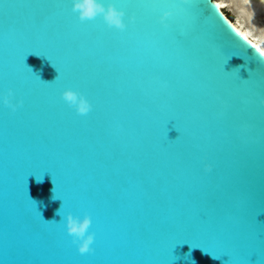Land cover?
I'll list each match as a JSON object with an SVG mask.
<instances>
[{"label": "water", "instance_id": "95a60500", "mask_svg": "<svg viewBox=\"0 0 264 264\" xmlns=\"http://www.w3.org/2000/svg\"><path fill=\"white\" fill-rule=\"evenodd\" d=\"M73 2L0 0V264H264V55L216 0Z\"/></svg>", "mask_w": 264, "mask_h": 264}, {"label": "clouds", "instance_id": "9594fccd", "mask_svg": "<svg viewBox=\"0 0 264 264\" xmlns=\"http://www.w3.org/2000/svg\"><path fill=\"white\" fill-rule=\"evenodd\" d=\"M190 0H182V3L188 4ZM73 11L78 12L79 19L81 21L92 20L97 16L103 17L106 24L110 27H115L119 30H124L126 24L123 21L124 12L118 10L113 5H108L107 8L101 3V0H74ZM171 12H164L160 17L161 23H164L165 19L169 17ZM130 19H134L131 17ZM167 26V25H165ZM12 96V91L9 90L8 96L5 97V104L8 105L12 111L16 110L17 105L11 103L8 97ZM62 98L69 106L75 107L78 114L84 115L91 110V104L88 100L77 91L67 89L62 93ZM264 103V101H262ZM210 167L206 166V170ZM59 215V212L57 213ZM67 232L73 237V243L78 242V250L81 254L90 253L93 249L90 247L94 241V235L88 232L91 225V218L85 214L83 219L74 217L72 214H68L66 218Z\"/></svg>", "mask_w": 264, "mask_h": 264}, {"label": "bare ground", "instance_id": "6f19581e", "mask_svg": "<svg viewBox=\"0 0 264 264\" xmlns=\"http://www.w3.org/2000/svg\"><path fill=\"white\" fill-rule=\"evenodd\" d=\"M220 8L234 12L230 20L259 49H264V0H217Z\"/></svg>", "mask_w": 264, "mask_h": 264}, {"label": "rangeland", "instance_id": "374dc122", "mask_svg": "<svg viewBox=\"0 0 264 264\" xmlns=\"http://www.w3.org/2000/svg\"><path fill=\"white\" fill-rule=\"evenodd\" d=\"M217 1V0H216ZM225 13H226V15L228 16V18L230 19V20H233L234 19V12H233V10L232 9H230V7H227L226 6V8H225Z\"/></svg>", "mask_w": 264, "mask_h": 264}, {"label": "snow or ice", "instance_id": "6c2138e0", "mask_svg": "<svg viewBox=\"0 0 264 264\" xmlns=\"http://www.w3.org/2000/svg\"><path fill=\"white\" fill-rule=\"evenodd\" d=\"M239 34H240V36H242V37H243V39H244V40H246V41L248 40V37H247V35H245V34H244V33H242V32H241V33H239ZM254 47H255V46H254ZM260 51H261V55H264V49H261Z\"/></svg>", "mask_w": 264, "mask_h": 264}]
</instances>
